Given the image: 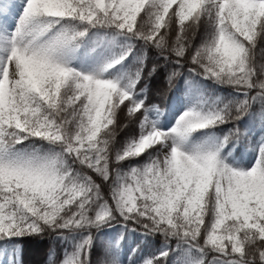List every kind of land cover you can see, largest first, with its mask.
<instances>
[{
  "label": "snow or ice",
  "instance_id": "6c2138e0",
  "mask_svg": "<svg viewBox=\"0 0 264 264\" xmlns=\"http://www.w3.org/2000/svg\"><path fill=\"white\" fill-rule=\"evenodd\" d=\"M0 264H264V0H0Z\"/></svg>",
  "mask_w": 264,
  "mask_h": 264
},
{
  "label": "trees",
  "instance_id": "16d2710c",
  "mask_svg": "<svg viewBox=\"0 0 264 264\" xmlns=\"http://www.w3.org/2000/svg\"><path fill=\"white\" fill-rule=\"evenodd\" d=\"M35 258H37V259L39 258L38 254L35 256Z\"/></svg>",
  "mask_w": 264,
  "mask_h": 264
}]
</instances>
